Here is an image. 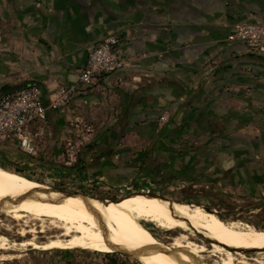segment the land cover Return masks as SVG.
<instances>
[{
	"label": "crops",
	"instance_id": "crops-1",
	"mask_svg": "<svg viewBox=\"0 0 264 264\" xmlns=\"http://www.w3.org/2000/svg\"><path fill=\"white\" fill-rule=\"evenodd\" d=\"M241 23L264 24V0H0V83L38 84L47 98L79 83L101 39L118 34L125 66L70 106L97 127L81 179L264 201V54L227 40ZM48 115L30 127L38 155L8 143L7 161L59 167L71 131Z\"/></svg>",
	"mask_w": 264,
	"mask_h": 264
},
{
	"label": "bare ground",
	"instance_id": "bare-ground-1",
	"mask_svg": "<svg viewBox=\"0 0 264 264\" xmlns=\"http://www.w3.org/2000/svg\"><path fill=\"white\" fill-rule=\"evenodd\" d=\"M145 186L146 189L137 190L135 200L123 203H104L92 198L89 204L101 215L100 220L82 198L74 196L54 201L59 200L60 193L41 192L40 189L49 186L6 170L0 164V210L26 227L32 223L30 229L20 227L19 234L23 237L32 234V238L20 243L11 241L4 232L0 234V260H12L17 254L6 252L26 247L45 251L83 248L105 253L115 252L117 248L135 252L151 247L149 252L138 256L142 264H209L206 259L213 256L209 245L193 240L194 236L202 235L213 242L220 264H252L250 261L264 264V229L240 219L223 218L217 211H208L201 204L169 197L162 199L154 195L157 190L153 183L146 181ZM32 191L31 197L20 203L13 202L14 198ZM148 193L153 195L148 196ZM141 221L178 231V234L166 237L170 242L168 245L139 226L137 223ZM50 231L56 234L48 236L47 241H38L39 233ZM158 248L177 252L169 254ZM245 250L256 257H249Z\"/></svg>",
	"mask_w": 264,
	"mask_h": 264
},
{
	"label": "built area",
	"instance_id": "built-area-1",
	"mask_svg": "<svg viewBox=\"0 0 264 264\" xmlns=\"http://www.w3.org/2000/svg\"><path fill=\"white\" fill-rule=\"evenodd\" d=\"M227 40L244 42L252 53L264 54V24H238ZM120 42L118 34L104 36L81 69L79 83L61 85L47 98L44 89L38 84H31L16 91H6L5 86L0 83V152L6 144L12 143L20 150L37 156L38 148L30 127L35 123L48 124L49 110L57 111L65 117L71 131V136L65 142L59 167L65 169L63 173L68 175L67 178H70V174L72 179H75L74 170L81 155L92 142L94 127L84 116L73 114L70 106L78 95L85 92L88 85L101 76L125 66L126 59L116 49ZM165 119V116L161 118L162 121ZM65 177L59 175L58 180Z\"/></svg>",
	"mask_w": 264,
	"mask_h": 264
},
{
	"label": "rangeland",
	"instance_id": "rangeland-1",
	"mask_svg": "<svg viewBox=\"0 0 264 264\" xmlns=\"http://www.w3.org/2000/svg\"><path fill=\"white\" fill-rule=\"evenodd\" d=\"M72 112V111H71ZM73 113V112H72ZM75 114V113H73ZM82 115V114H79ZM84 116V115H82ZM94 127L93 131V139L91 144L94 142V139L96 137V132H97V127L96 125L89 120L86 116H84ZM65 118V117H64ZM67 122V121H66ZM90 144V145H91ZM89 145V146H90ZM87 149V148H86ZM85 149V150H86ZM85 152V151H84ZM84 154V153H83ZM82 157V155H81ZM81 157L79 159V163L76 166V169L74 172H76V178L72 179L71 175L69 174V177L71 178L70 180V185L71 189H79V190H86V191H91L98 194V195H105L106 192L112 191L117 189V188H109L110 184L108 183H97L88 181L87 179L84 181L80 177V167H81ZM3 162L4 165L7 167H4L1 163ZM0 164L7 170L17 172L16 169L20 168L23 171L24 175H27L30 178H33L41 183H44L48 186H56L62 184L61 180H58V176L61 175L66 176V182L68 175H64L63 171L65 170L64 168L61 167H56L54 165H49L46 163H36L32 165L31 167H22L20 165H14L11 164L7 160H1ZM52 164V163H51ZM10 168V169H9ZM62 172V173H61ZM67 172V171H66ZM20 173V172H17ZM61 173V174H60ZM70 173V172H68ZM22 174V173H20ZM98 181H101V179H97ZM147 180L141 179L138 182L137 187H131L127 186L122 188L123 191L120 192L121 194H127V191H129V195L124 197L123 199L117 200V201H112L111 203H123L125 201H130V200H135L136 199V193L137 190L146 189L147 186H145V182ZM102 182V181H101ZM151 182V181H149ZM155 185L154 182H151ZM162 185V184H161ZM164 187V191L172 197L174 200H180L184 202H191L195 204H201L207 207H210L212 209H216L219 212V215L223 218L227 219H236V220H243L245 222L253 224V222L261 223L264 221V201H252L249 199L242 200V199H233L232 195L227 194V193H222L221 191H212L209 189H203L200 187H187L186 189H181L176 185H162ZM112 187V185L110 186ZM138 191V192H139ZM158 194V193H157ZM96 199V198H94ZM188 199V200H186ZM98 200V199H97ZM100 201V200H99ZM5 213H3L0 210V234L6 235L11 239L13 242L20 243L25 239L32 238V234H28L27 237H23L22 235L19 234L20 227H26L24 226L23 222H19L12 218ZM4 222V223H3ZM34 222V221H32ZM146 222V221H143ZM6 223H8L6 225ZM149 223V222H148ZM20 224V225H19ZM153 225L154 231L157 232L161 237L159 238L162 242L166 243L169 245V239H167V236H175L178 234V231H170V230H165L159 226H157L154 223H149ZM31 225V226H30ZM254 225V224H253ZM3 226V227H2ZM19 226V227H18ZM10 227L11 229L8 230L7 228ZM32 227V223L27 226V229H30ZM258 229H264V225H261V227L256 226ZM8 231V232H7ZM7 234H6V233ZM11 233V234H10ZM192 234V232H189ZM2 234V235H3ZM16 234V235H15ZM49 234V235H48ZM52 234H56L55 231H50L49 233H39L38 234V241L39 242H44L47 241V236H51ZM45 235V236H44ZM46 238V239H45ZM167 240V241H166ZM193 240L201 243V244H208L210 249L213 252V256L209 259H206V262L209 264H220L219 263V256H216L214 248V244L210 240H206L202 235H197L194 236ZM205 240V241H204ZM22 249V251H21ZM65 249H52V250H43V249H33L32 247H26V248H20L18 250H10L9 252H6V254H14L16 255V258L12 260H0V264H110V260L106 254L110 253H104V252H99L91 249H83V248H75V249H68L69 252L64 253ZM113 253V252H112ZM116 253H121V252H116ZM250 253V252H249ZM247 255L249 257H256L254 254H249ZM20 254V256H19ZM24 254V255H23ZM20 257V258H18ZM18 258V259H17ZM119 258V263L118 264H142L138 259L132 258L124 253H121L118 255ZM213 258V259H212ZM219 259V260H218ZM14 260V261H13ZM253 263V261H250Z\"/></svg>",
	"mask_w": 264,
	"mask_h": 264
},
{
	"label": "water",
	"instance_id": "water-1",
	"mask_svg": "<svg viewBox=\"0 0 264 264\" xmlns=\"http://www.w3.org/2000/svg\"><path fill=\"white\" fill-rule=\"evenodd\" d=\"M41 190V192H46V193H53V192H58V193H60L61 194V197L59 198V200H54V201H62V200H64V199H66V198H69V197H80V198H82L83 200H84V202H86V204H87V206H88V208H89V210L91 211V212H93L97 217H98V219H100V220H102V217H101V215L93 208V207H91V205L89 204V201L92 199V198H96V199H98V200H100L101 202H104V203H110V202H112V201H117V200H111V199H102V198H99V197H95V196H93V195H90V194H88V193H83V192H79V191H63V190H59V189H56V188H54V187H51V186H49V188H47V189H40ZM33 191L32 192H29V193H27V194H25V195H22V196H20V197H17V198H14L13 199V202H15V203H20V202H22V201H24L25 199H27V198H29V197H31L32 195H33ZM133 193H137V192H133ZM148 196H151V195H153V194H151V193H148L147 194ZM155 196H157V197H160V198H162V199H166L167 197H165V196H162V195H160V194H154ZM128 196V195H127ZM123 199V198H122ZM1 205H2V203L0 204V209H1ZM206 210H208V211H217L216 209H212V208H210V207H207V206H204V205H202ZM217 213L219 214V212L217 211ZM161 249H163L165 252H168L169 254H176V250H166V249H164V248H158V250H160L161 251ZM151 250V247H147V248H143V249H141V250H139V251H135V252H129V251H126V250H124V249H122V248H117L116 249V251L115 252H121V253H124V254H126V255H128V256H130V257H132V258H135V259H137L138 258V256L141 254V253H146V252H149ZM245 252L246 253H249L250 251L249 250H245Z\"/></svg>",
	"mask_w": 264,
	"mask_h": 264
},
{
	"label": "flooded vegetation",
	"instance_id": "flooded-vegetation-1",
	"mask_svg": "<svg viewBox=\"0 0 264 264\" xmlns=\"http://www.w3.org/2000/svg\"><path fill=\"white\" fill-rule=\"evenodd\" d=\"M67 180H69V182L67 181L66 182V179L63 178L62 181V184L60 185H56V186H51V187H54L56 189H59V190H64V191H79V192H83V193H88L90 195H93L95 197H99V198H102V199H111V200H120L124 197H126L127 195H129V191H127V194H121L120 192L123 191L122 188L126 187L125 184H110V186L112 185V187L109 186V188H117L115 190L112 189V191H109V192H106L105 195H98L94 192L91 193V191H86V190H79V189H75V190H72L71 188V183H70V178H67ZM73 181V180H71ZM126 185L127 186H131V187H137L138 186V182L137 181H132V182H126ZM156 186V190H157V193L162 195V196H165V197H169V198H172L171 196H169L165 191H164V187L161 185V184H155ZM188 200V199H186ZM139 226H141L142 228L146 229V230H149L150 232H152L156 237L160 238L161 236L159 234H157V232L154 231V228H153V225L152 224H149L148 222H138L137 223ZM253 224L255 226H258V227H261V225H264V221H262L261 223H257V222H253ZM45 236V235H44ZM48 237V236H47ZM167 237H170V236H167Z\"/></svg>",
	"mask_w": 264,
	"mask_h": 264
},
{
	"label": "trees",
	"instance_id": "trees-1",
	"mask_svg": "<svg viewBox=\"0 0 264 264\" xmlns=\"http://www.w3.org/2000/svg\"><path fill=\"white\" fill-rule=\"evenodd\" d=\"M0 155H2L0 161H1V160H6V153H5V151L0 152ZM1 164H2L4 167H7L6 165L3 164V162H2ZM7 168H8V167H7ZM9 169H10V168H9ZM16 171H17V172H20V173L23 174V171H22V169H20V168H17ZM93 199H94V198H93ZM67 252H69V250H64V253H67ZM69 253H70V252H69ZM104 253H105V252H104ZM120 254H121V253H116V252H113V253H110V254H106V255L108 256L109 260H110V264H118V263H119L118 255H120ZM125 264H129V263H125ZM137 264H138V263H137Z\"/></svg>",
	"mask_w": 264,
	"mask_h": 264
}]
</instances>
